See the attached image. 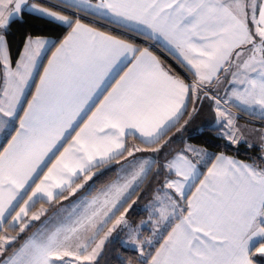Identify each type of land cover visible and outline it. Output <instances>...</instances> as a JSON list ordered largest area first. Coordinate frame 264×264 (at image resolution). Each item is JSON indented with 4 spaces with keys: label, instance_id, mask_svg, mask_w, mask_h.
<instances>
[{
    "label": "snow or ice",
    "instance_id": "snow-or-ice-1",
    "mask_svg": "<svg viewBox=\"0 0 264 264\" xmlns=\"http://www.w3.org/2000/svg\"><path fill=\"white\" fill-rule=\"evenodd\" d=\"M25 13L64 34L27 36L13 60L7 36ZM85 17L158 43L184 75ZM222 89L225 104L264 119V0H0V264H91L118 228L140 264H256L264 256V133L259 162L186 146L159 164L153 179L164 178L148 208L153 236L163 240L154 254L128 219L157 163L136 154L159 153L154 145L203 99L226 118L222 138L246 143L221 106ZM129 136L144 146L129 145ZM114 162L124 175L62 206L55 227L41 221L47 209L29 215L35 200L75 196ZM34 221L36 232L23 238Z\"/></svg>",
    "mask_w": 264,
    "mask_h": 264
},
{
    "label": "trees",
    "instance_id": "trees-1",
    "mask_svg": "<svg viewBox=\"0 0 264 264\" xmlns=\"http://www.w3.org/2000/svg\"><path fill=\"white\" fill-rule=\"evenodd\" d=\"M32 1L39 2L43 6H49L58 2L57 0ZM84 22L91 23L93 24V26L98 27L100 30L109 32V34L117 35L121 38H130L134 40L140 47H148L158 55V57L165 63V66L171 67L181 76L184 75L181 69L176 66L163 51H160L156 47L157 44L149 43L148 39L145 36L125 34L122 29H119L115 25L107 24L104 21H93L91 17H85ZM54 28V25L49 24L45 19L38 18L34 14H23V18L21 20L16 21L12 24L7 36L12 59L15 60L23 41L29 35L43 37H62L64 33L62 31H56L54 30ZM241 114L245 115V113ZM182 126L183 125L181 124L177 127L172 128L171 131H169L164 137V139L160 141V145H163V147L160 146L161 150L159 153H148L152 156V158L156 160L157 163L153 166L152 173L149 174V176L140 186L138 195L140 196L141 194H143V198L138 199V205L144 204L151 198L156 186L159 184L158 181H161V179L163 178V176H160L156 179H153V176L158 170L159 164L164 163L173 153L179 150L183 146L185 141L208 149L212 154H214L213 157L219 153H224L243 162L250 163L254 159L259 162L258 158L261 155L260 148L255 146L249 147L245 143L232 145L225 138H222V136L218 134V128L216 127L204 126L200 131L193 132L192 130L187 129L186 126ZM165 141H167L166 144ZM117 166L118 164L114 162L111 166V171H108L106 169L99 170L98 174L93 176L92 180H89L85 184L84 188L80 189L75 196L80 194H93L101 186L105 185L107 182L114 178L117 171ZM205 169L206 167L201 168L203 172L205 171ZM82 182V180L78 181V183ZM65 196H67L69 199L75 197L69 195L68 192H65L63 196H60L51 204H47L46 214L59 205L67 202L69 199L65 201ZM142 214L143 212L140 208H134L133 211L129 212L130 221L135 222L142 216ZM38 222L39 221L33 222V225L36 226ZM34 227H32L30 230H26L25 233L21 234V236L24 238L31 232ZM17 231L18 229L15 230L14 233H16ZM262 260L255 259V261H257L259 264H264V261ZM140 261L141 259L139 258L138 250L124 247L118 239L112 238L105 243L100 255L98 256L94 264H140Z\"/></svg>",
    "mask_w": 264,
    "mask_h": 264
},
{
    "label": "crops",
    "instance_id": "crops-1",
    "mask_svg": "<svg viewBox=\"0 0 264 264\" xmlns=\"http://www.w3.org/2000/svg\"><path fill=\"white\" fill-rule=\"evenodd\" d=\"M58 1V0H57ZM30 3H36L35 1H32V0H30ZM43 6V5H42ZM100 30V29H99ZM102 31V30H101ZM33 37H36V36H33ZM149 41V43H151V44H154V43H156V42H154V41H151V40H148ZM24 42H25V40L23 41V43H22V45H21V48H20V50L18 51V54L16 55V58L18 57V55H19V53H20V51L23 49V45H24ZM157 44V48L160 50V51H163L170 59H171V61H173V63L176 65V66H178L177 65V63H176V61L174 60V58L168 53V51L166 50V49H164V48H162L158 43H156ZM143 48V47H142ZM151 50V49H150ZM152 52H153V54L154 55H157L153 50H151ZM47 55L48 56H50L51 55V53H47ZM158 56V55H157ZM15 58V59H16ZM41 62L43 63V64H47V60L46 59H43V57L41 58ZM179 67V66H178ZM180 68V67H179ZM181 69V68H180ZM181 71L183 72V70L181 69ZM41 72H42V69H41ZM184 73V72H183ZM37 82H38V80H37ZM225 88L226 89H228L229 88V86H225ZM34 90V89H33ZM228 94L230 95V90H229V92H228ZM219 96L221 97V98H223L222 100H221V106L222 107H224V108H227L228 109V111L231 113V115H232V117L234 118V123H235V125L240 129V131H241V133H242V138H243V140H245L246 141V143L245 144H247V145H249V144H251V145H253V146H255V147H258V148H260V136L259 137H257V130H260L261 131V133H264V119H261L260 118V116H259V114L257 113V114H252L251 112H249V111H245V110H242V108H240V107H238L237 106V104H236V102L234 101V100H229L228 101V103L227 104H225L224 103V99H226L227 97H226V91H225V89H222L220 92H219ZM206 104V105H205ZM205 106H208V108H209V112H207V114H203V120L204 119H208V122L207 123H203V122H201V120H199L198 121V118H197V112L195 113V114H193L192 115V117H191V119H189V117L186 115L180 122H179V124H177L176 125V127L177 126H179V125H183V126H186L187 127V129H190V130H192L193 132H198V131H200L201 129H202V127H204V126H211V127H216V128H218V134L220 135V136H222V133H224V132H226V131H228V129L226 128V127H223L222 126V122L223 123H226V118H219L218 119V122H216L215 120H216V112H215V110H214V108H215V106H214V102L213 101H211V100H209V99H203L201 102H199L197 105H196V107L198 108V111L199 110H201V108L202 107H205ZM192 108H193V105L192 104H189L188 105V112L189 113H191L192 112ZM241 113H245V115H242ZM213 114V115H212ZM244 116V117H243ZM185 121H188V123L185 125ZM260 133V134H261ZM226 139V138H225ZM227 140V139H226ZM228 141V140H227ZM127 142H128V144L129 145H132V144H136V145H139V146H141V147H143L144 145H141L140 144V141L138 140V139H136L135 137H132V136H129L128 138H127ZM161 144V143H160ZM160 144H157V145H154V147H158V148H160ZM65 146H67V145H65ZM186 146H192V147H195V148H197V149H201V150H203V151H205V152H207V153H211V151H209L208 149H206V148H204V147H202V146H199V145H196V144H193V143H191V142H188V141H185L184 142V144H183V146L179 149V150H177L175 153H177V152H180L181 150H183ZM61 151H62V149H61ZM175 153H173L168 159H171V157L175 154ZM219 154H221V153H219ZM219 154H217V155H219ZM224 154V153H223ZM57 155H59V153H57ZM226 155V154H225ZM136 156L138 157V158H141V157H147V158H152V156L150 155V154H148V153H137L136 154ZM226 156H229V155H226ZM229 157H232V156H229ZM232 158H234V157H232ZM213 159H214V157H213ZM234 159H236V158H234ZM236 160H238V159H236ZM238 161H241V160H238ZM53 162H54V160H53ZM241 162H243V161H241ZM121 163H123V161H121ZM245 163H247V162H245ZM211 165L209 164V165H207V167H210ZM48 167H51V164H49L48 165ZM201 168L202 167H204V166H200ZM207 167H206V169H205V173H206V171H207ZM44 171L46 172L47 171V169L45 168L44 169ZM124 175V173L121 171V169H120V164H118V166H117V171H116V174H115V176H114V178L112 179V180H110L109 182H107L106 184H108V183H110L111 181H113V180H116L117 179V177L118 176H123ZM202 178V177H201ZM38 182V181H37ZM77 183H78V181H77ZM105 184V185H106ZM105 185H103V186H101L98 190H96L93 194H91V195H96L97 194V192L102 188V187H104ZM156 190V189H155ZM192 191H195V189L193 188L192 189ZM139 193V192H138ZM138 193L135 195V196H133L132 197V199L133 200H136V205L134 206V208H140L141 210H142V212H143V214H142V216L140 217V218H138L135 222H131L130 221V218H129V216H128V219H129V221H130V223H133L134 224V227L136 228V230H137V232H138V234L140 235V237H141V235H150L151 234V232H152V230H153V226H152V223L148 220V222H145V224L143 223L142 225H140V221L143 219V221H144V218H146V217H148L149 216V210L146 208V203L147 202H145L144 204H142V205H138L137 203H138ZM31 193H29V195H30ZM155 194V191L153 192V194H152V196H151V198L153 197V195ZM82 195H85V194H80V195H77V196H75V197H73V198H71V199H65V201L66 200H68L67 202H65V203H63V204H61V205H59L58 207H56L55 209H53V210H51L50 212H48L47 214H45V216H42L41 217V221H45V220H49L50 221V227H55L56 226V222H57V220H56V214H57V212L61 209V207L62 206H64V207H68L69 205H70V202H72V201H76V200H78V198H80ZM189 195H190V193H189ZM150 198V199H151ZM25 199H27V197H25ZM22 203L23 202H21V206H22ZM129 203H131V200L129 201ZM47 204L48 203H46L44 200H35L34 201V204H33V206L31 207V209H30V213L35 209V208H38V207H40V206H42L44 209H47L46 207H47ZM125 206H127V205H125ZM19 209H17V211H18ZM30 213H29V215H30ZM41 221H39L37 224H36V226L31 230V232L28 234V235H26L24 238H26V237H28V236H30V235H32V233H34V232H36V230H37V227L41 224ZM110 226V225H109ZM5 229H6V231L8 232V234H14V231L13 230H11V229H9L8 228V226L7 225H5ZM102 235V234H101ZM126 235H127V233L126 232H121L120 231V229L118 228L117 229V231L116 232H114L113 233V235H112V237H110L109 238V240L110 239H112V238H114V237H119V242L123 245V242H124V239H125V237H126ZM164 235L166 236V233H164ZM98 241H99V238H97L96 239V242L98 243ZM23 242V240L21 241V243ZM107 242V241H106ZM105 242V243H106ZM160 243H163V240L162 239H160L159 240V242H155V244H154V246H153V248L151 249V251L150 252H152L153 254H154V251H155V248L156 247H159V244ZM130 245L132 246H124V247H128V248H132V249H135L134 247H133V245L130 243ZM93 247L95 246L94 244L92 245ZM104 247V246H103ZM103 249V248H102ZM102 249L100 250V253H101V251H102ZM136 250V249H135ZM100 255V254H99ZM98 255V256H99ZM98 256H97V258H98ZM96 258V259H97ZM259 259V260H262V259H264V256H261V255H259V254H256L254 257H253V259ZM254 259V260H255ZM95 261L96 260H94V261H92L91 262V264H94L95 263ZM262 261H264V260H262ZM256 264H259L257 261H256Z\"/></svg>",
    "mask_w": 264,
    "mask_h": 264
},
{
    "label": "rangeland",
    "instance_id": "rangeland-1",
    "mask_svg": "<svg viewBox=\"0 0 264 264\" xmlns=\"http://www.w3.org/2000/svg\"><path fill=\"white\" fill-rule=\"evenodd\" d=\"M206 105V104H205ZM207 112H209V108H208V106H205V107H202L201 108V110H199V111H197V118H198V121L199 120H201V122H203V123H207L208 122V119H202L203 118V114L205 115V114H207ZM213 115V114H212ZM216 122H218V117H217V114H216V120H215ZM190 130V129H189ZM260 133H261V131L260 130H257V137H259L260 136ZM152 154V153H151ZM193 159L194 160H196V159H199V157H193ZM199 167L200 166H202V165H198ZM164 178V177H163ZM163 178L161 179V181L163 180ZM160 185L158 184L157 186H156V188L155 189H157L158 187H159ZM155 195V194H154ZM153 195V196H154ZM152 200V198L151 199H149V200H147V203H146V208L148 209L149 208V202ZM41 208H43L42 206H40V207H38V208H35L32 212H37V211H39ZM31 212V213H32ZM31 213H30V215H31ZM148 220H149V216L148 217H146V218H144V224H145V222H148ZM141 221H143V219L141 220ZM141 221H140V225H142L141 224ZM34 222H36V221H34ZM133 226H134V224L133 223H131ZM17 233H18V231L16 232V233H14V234H9V235H11V236H16L17 235ZM141 238H149V239H152V245L154 246V244H155V242L157 241V238L156 237H154L153 236V230H152V232H151V234L150 235H141ZM128 240V236L126 235V237H125V239H124V242H123V246H131L130 245V242H125V241H127ZM153 246H145V251L146 252H150L151 251V249L153 248ZM132 247V246H131ZM130 247V248H131ZM139 258L142 260L143 259V257H141L140 255H139Z\"/></svg>",
    "mask_w": 264,
    "mask_h": 264
},
{
    "label": "water",
    "instance_id": "water-1",
    "mask_svg": "<svg viewBox=\"0 0 264 264\" xmlns=\"http://www.w3.org/2000/svg\"><path fill=\"white\" fill-rule=\"evenodd\" d=\"M19 20H21V19H17L16 21H19Z\"/></svg>",
    "mask_w": 264,
    "mask_h": 264
}]
</instances>
